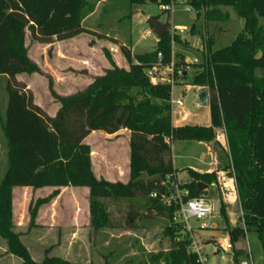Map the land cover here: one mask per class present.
Segmentation results:
<instances>
[{"label":"trees","instance_id":"16d2710c","mask_svg":"<svg viewBox=\"0 0 264 264\" xmlns=\"http://www.w3.org/2000/svg\"><path fill=\"white\" fill-rule=\"evenodd\" d=\"M130 2L161 5L170 0ZM187 2L198 12L204 11L207 22L226 19V8L243 20L241 31L226 46H216L213 35L203 38L205 62L192 82L207 86L210 91V126H174L172 85L153 83L147 75L154 66L171 62L173 39L169 32L158 38L156 48L150 52L133 54L129 47L121 45L128 68L114 65L85 91L58 97L60 107L54 116L50 115L35 103L32 91L18 79L23 73L37 71V65L28 56L27 32L45 44L92 33L82 25L87 1L0 0V75L8 78L6 116L1 123L8 150L7 170L0 183V238L6 241L7 253L20 259L18 264H74L59 255H49V249L42 260H35L14 220L15 188L64 186L89 188L96 228L113 226L105 199L140 201L129 207L127 225L148 216L168 219L171 224L165 234L170 246L142 264H198L197 255L190 250V234L175 220L179 206L164 203V198L172 193L170 184L176 177L170 144L175 140L211 142L217 128L226 131L243 209L244 224L238 219L229 231L234 250L235 243L249 230L264 236V77L258 75L259 70H264V0ZM191 32H197L195 25ZM174 42L183 40L177 35ZM174 56L178 71L186 64L185 55ZM183 73L182 78L187 79L188 73ZM121 130L130 132L129 180L111 182L95 174L91 147L85 139L95 131L115 134ZM186 171L194 182L180 184L182 190L189 191L185 200L203 193L204 190L198 193V182L208 188L216 181L215 173H200L191 168ZM142 174L160 178L135 182ZM41 202L44 200L28 207L31 226ZM221 214L227 217L223 205ZM244 254L237 250L236 260Z\"/></svg>","mask_w":264,"mask_h":264},{"label":"rangeland","instance_id":"374dc122","mask_svg":"<svg viewBox=\"0 0 264 264\" xmlns=\"http://www.w3.org/2000/svg\"><path fill=\"white\" fill-rule=\"evenodd\" d=\"M86 1L87 8L82 24L92 33L45 44L34 40L30 32H27L28 56L37 65V71L23 73L18 77L32 91L35 103L51 115L55 114L60 107L58 97L85 91L97 77L104 75L114 65L128 68L120 46L129 47L133 54L154 50L157 36L150 19H157L165 24L171 22L178 31L185 29V33L181 35L183 42L172 44L173 50L175 54L181 51L187 62L195 59L198 61L190 63L189 68L186 64L183 65L188 78L184 80L182 76L178 77L173 84L172 98L183 99L185 112L184 117L179 116L178 110L181 107L174 103L173 121L180 125L203 124L208 117L206 106L200 101V88L204 85L192 82L193 75L201 71L205 62L203 38L213 35L216 46L228 45L241 31L238 17L226 8L223 10L226 19L215 23L207 22L205 12L201 11L196 15L190 10L187 0H177L178 4L171 17L162 11L158 3L132 4L130 0ZM193 24L198 28L196 33L191 32ZM258 75L264 77V70H259ZM7 81V76L0 75V183L7 170L8 144L1 127L8 102ZM218 132L226 134L224 128H217L215 139ZM126 133L122 131L117 136H108L99 131L90 139L91 145L99 153L96 160L97 170L122 172L123 178H126L129 161ZM215 139V144L222 148L223 162L219 167H222L219 169L222 172L219 176L217 172H211L216 174V181L202 193L216 200L215 216L202 220L192 218L190 225L194 228L193 233L202 247V252L209 258V264H229L226 260L232 253L221 256L213 254V250L216 242L227 238L230 229L237 225L238 219L244 224L243 209L227 136L226 140L223 137V142ZM170 146L177 168V182H194L185 168H201L202 162L207 160L205 152L192 141L175 140ZM54 191L56 194H53ZM13 195L16 229L21 233L22 241L35 260H42L49 249V255H59L74 264H142L151 255L170 246L169 236L165 231L171 223L166 218L142 217L127 225L125 217L129 207L138 205L140 201L131 203L126 200L105 199L113 226L96 228L92 222L90 190L87 187L64 186L33 192L31 189L22 188L13 191ZM40 199L44 202L40 203L36 220L31 226L28 207L31 203L34 206ZM221 205L224 206L227 217L221 214ZM180 232L184 233L182 230ZM239 247H243L248 254L241 256V259H250L251 255L255 264H264V236L261 237L255 230H249L235 243V248ZM19 262V258L7 253L6 241L0 238V264Z\"/></svg>","mask_w":264,"mask_h":264},{"label":"built area","instance_id":"2783aa9c","mask_svg":"<svg viewBox=\"0 0 264 264\" xmlns=\"http://www.w3.org/2000/svg\"><path fill=\"white\" fill-rule=\"evenodd\" d=\"M177 4H178L177 0H170L169 3L161 4V9L163 12H166L171 17L175 11ZM189 7H190V10L193 11L196 15L199 14V12L195 10L191 5H189ZM167 32L171 34L172 39H173L172 44H174L175 43L174 37L177 35L181 36L183 33H185V29H179L178 31L177 28L171 22H169ZM172 49H173V46H172ZM176 62H177V58L174 56V50H173L172 60L169 64L156 65L148 71L147 75L148 77H150L153 83L170 84L172 85V88H173V84L176 83L177 78L181 77L183 71L185 70L183 68V65L185 64H183L178 68V71H177ZM185 63H186L187 68H189L190 63H198V61L197 59H195L193 62H187L186 60ZM203 87L207 88V86H203ZM171 103H172V106L174 103L181 105L182 100L172 99ZM168 178L170 179L171 177H168ZM170 188L172 190V193L164 198V203L166 205H171L175 203L179 206V209L175 215V220L181 222L183 229L190 234L191 252L197 255L198 264H209V258L202 252V247L199 245V243L197 242L194 236V233H193L194 228L190 225V219L196 218L197 220H202V219L213 218L215 216V212L217 209L216 200L211 197L205 196L203 194L196 196L194 198L185 200V197L189 195V191L187 189L182 190L180 188V184L177 182L176 177H175V180L171 182ZM153 196H156V194H154ZM191 203H195L197 207L195 209L192 208L190 206ZM203 227H205V224L203 225ZM215 248H216L215 253H220V254L222 253V255L226 253L228 254L232 253L230 257L232 264H255L251 255L249 256L250 259L242 260L239 263L233 262L234 246H233V243L229 235L227 236V238L216 242Z\"/></svg>","mask_w":264,"mask_h":264},{"label":"crops","instance_id":"0c3cea01","mask_svg":"<svg viewBox=\"0 0 264 264\" xmlns=\"http://www.w3.org/2000/svg\"><path fill=\"white\" fill-rule=\"evenodd\" d=\"M239 23H240V27L242 28V26H243V20H239ZM83 25V24H82ZM193 25H195V24H193ZM192 25V26H193ZM87 29H89V28H87ZM90 30V29H89ZM198 30V28H195V31H197ZM157 41H158V38H157ZM155 48H156V46H155ZM175 53V52H174ZM177 53H182L181 51H178ZM183 54V53H182ZM187 59L185 58V61H186ZM18 79H19V77H18ZM184 80H186V79H184ZM204 88L205 87H202V88H200V90H204ZM207 92V100H210L209 98V96H210V92H209V90L206 88L205 89ZM173 99V98H172ZM175 100V99H174ZM182 101H183V99H181ZM183 106H184V104H183V102H182V104L180 105V109L178 110V115L179 116H181V117H184L185 116V112H184V109H183ZM204 106H206L205 108H206V110H207V114H208V117L205 119V121H204V123L203 124H200V123H197V125H204V126H210L211 125V117H210V101H208L206 104L204 103ZM173 107V106H172ZM45 110V109H44ZM50 114V113H49ZM56 114V113H55ZM55 114H52V116H54ZM51 115V114H50ZM172 116H173V112H172ZM172 122H173V125L174 126H182V125H180V124H178V123H175L174 121H173V118H172ZM186 125V124H185ZM122 131H125V132H127L126 134H127V136H128V151H129V156H128V158H129V161H128V168H127V171H126V178H123V176H124V173H122V172H115V173H112V172H110L109 170H102V171H99V170H97L96 169V160L99 158L98 157V154L99 153H97L96 152V149L95 148H93L94 146H92L91 145V142H90V139L94 136V135H96V134H98V132L99 131H95V132H92L86 139H85V143L86 144H88L90 147H91V159H92V165H93V170H94V172H95V174L98 176V177H104L105 179H107L108 181H111V182H114V181H122V182H127L128 180H129V174H130V168H129V162H130V147H129V143H130V132L128 131V130H121V131H119V132H117V133H115V134H107V133H105L106 135H108V136H117V135H119V134H121V132ZM217 131V130H216ZM100 132H102V131H100ZM226 134L225 135H222V134H220V132H218L217 134H216V139L215 140H219V141H221V140H223V137H224V139L226 140ZM192 142H196L197 143V145L198 146H200L201 148H202V150L205 152V154H206V157H207V160L205 161L203 158V162H202V167L201 168H192V167H186L185 169H187V168H191V169H194V170H196V171H198V172H200V173H211V172H213V171H215V172H217V175L219 176V175H221V172L222 171H220L219 169H222V167L221 168H219L220 167V165H221V162H223V160H222V158H221V156H222V148H221V145H219V144H215L216 143V141H211V142H204V141H192ZM221 142H223V141H221ZM128 153V152H127ZM173 158V157H172ZM173 166H174V169H175V171L177 172V168L175 167V165H174V161H173ZM48 188H52V187H46V188H43V189H39V190H37V191H41V190H44V189H48ZM16 189H22L21 187H17V188H15L14 189V192H15V190ZM24 189H26V190H32V192L34 191L32 188H30V187H24ZM55 189V188H54ZM215 249L216 248H214V250H213V254H220V253H215ZM237 250H240V251H242L243 253H245L244 255H246V256H248V254H246L247 252H245V250H244V248L242 247V248H237V249H235L233 252V262L234 263H239L240 261H242V260H245V259H239V261L238 260H236V258H235V252L237 251ZM224 255V254H223ZM243 255V256H244ZM221 256H222V253H221ZM252 257V256H251ZM222 259H223V257H221ZM229 264H232V261H231V259L229 258V259H227L226 260Z\"/></svg>","mask_w":264,"mask_h":264},{"label":"water","instance_id":"95a60500","mask_svg":"<svg viewBox=\"0 0 264 264\" xmlns=\"http://www.w3.org/2000/svg\"><path fill=\"white\" fill-rule=\"evenodd\" d=\"M150 24H151L152 29H153L155 35L157 36V38L163 37L168 31L167 24H165V23H163L157 19H150ZM183 75H187V72H184ZM205 89H206V87L204 88V90L200 91V96L202 97V100H200V101L206 104L208 101L211 100V96H209L210 100H207V93H206L207 91ZM159 178L160 177L158 175L153 176V177H149L147 174H142L139 178H137L135 180V182L144 181V180H149L150 182H154V181L158 180ZM197 187H198V193H200L203 190L207 189V184H205L203 182H198Z\"/></svg>","mask_w":264,"mask_h":264},{"label":"clouds","instance_id":"9594fccd","mask_svg":"<svg viewBox=\"0 0 264 264\" xmlns=\"http://www.w3.org/2000/svg\"><path fill=\"white\" fill-rule=\"evenodd\" d=\"M190 206H191L192 208H194V209L197 207V205H196L195 203H191Z\"/></svg>","mask_w":264,"mask_h":264}]
</instances>
